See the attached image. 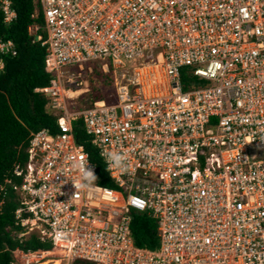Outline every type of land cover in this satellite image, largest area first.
I'll list each match as a JSON object with an SVG mask.
<instances>
[{
  "label": "built area",
  "instance_id": "built-area-1",
  "mask_svg": "<svg viewBox=\"0 0 264 264\" xmlns=\"http://www.w3.org/2000/svg\"><path fill=\"white\" fill-rule=\"evenodd\" d=\"M34 4L27 34L50 76L34 92L57 133L31 132L26 161L4 180L15 225L51 245L23 253V264H264V0ZM15 19L0 0L1 24ZM16 55L0 35V73ZM93 68L110 90L79 107L88 90L69 84ZM78 119L115 189L96 183L73 135ZM111 151L125 155V171L109 168ZM134 214L155 222L154 248L134 244Z\"/></svg>",
  "mask_w": 264,
  "mask_h": 264
},
{
  "label": "trees",
  "instance_id": "trees-1",
  "mask_svg": "<svg viewBox=\"0 0 264 264\" xmlns=\"http://www.w3.org/2000/svg\"><path fill=\"white\" fill-rule=\"evenodd\" d=\"M11 1L16 12L15 21L8 26L0 22V35L11 39L17 49L15 57L5 59V69L0 73V187L4 186L3 193L0 192V264H13L16 250L26 253L51 249V245L40 241L37 234L24 236L26 229L15 225L18 201L11 185L4 184V180L11 177L15 163L26 161L25 150L31 132L47 129L51 134L57 133L56 119L46 109L47 99L34 92L35 88L45 87L50 79L44 71V50L27 34L34 0ZM37 22L41 23V17ZM103 79L100 83L108 86L109 74ZM101 99L102 95L92 93L90 100L92 103ZM72 129L76 143L83 146L89 161L96 166V183L111 187L104 164L85 133L82 121H75ZM14 182L19 183V180ZM131 233L138 247L154 248L158 243L156 224L146 215H133Z\"/></svg>",
  "mask_w": 264,
  "mask_h": 264
},
{
  "label": "rangeland",
  "instance_id": "rangeland-1",
  "mask_svg": "<svg viewBox=\"0 0 264 264\" xmlns=\"http://www.w3.org/2000/svg\"><path fill=\"white\" fill-rule=\"evenodd\" d=\"M110 65V64H109ZM185 73L189 74L191 73L190 69H184ZM97 69L93 68L92 72L90 73L87 69H84L83 71L79 72L78 70H75V79L77 81H80L79 84L75 85V83L69 84L72 91H80L87 89V93H83V91H80L82 93H78L76 96V102L78 103L79 107H87L90 105L91 102V96L92 93L98 94V95H106V93L109 92L110 88L103 86L100 82L101 77H99ZM78 73L81 75L78 76ZM100 74V73H99ZM109 86V85H108ZM110 189H115L113 186L110 187ZM30 232H33L34 234H37L36 231L26 230V232L23 234L24 236L28 235ZM32 233V234H33ZM14 262L13 264H23L24 263V254L19 251V253L14 252Z\"/></svg>",
  "mask_w": 264,
  "mask_h": 264
},
{
  "label": "clouds",
  "instance_id": "clouds-1",
  "mask_svg": "<svg viewBox=\"0 0 264 264\" xmlns=\"http://www.w3.org/2000/svg\"><path fill=\"white\" fill-rule=\"evenodd\" d=\"M2 68H3V64H2V62H0V70H2ZM104 158H105V161L108 164L109 168H111V169H115V170H118L120 172H123L127 168L126 157L124 154H122L120 152L111 151V152L105 153ZM86 164L87 163H85V162H81L79 165H77V167L79 169L81 179L83 181H86L87 184H91L96 180V176L94 175V173L91 169L85 167ZM81 186L82 187L86 186V184H82ZM16 251H19V250H16ZM16 251H14V252H16Z\"/></svg>",
  "mask_w": 264,
  "mask_h": 264
},
{
  "label": "bare ground",
  "instance_id": "bare-ground-1",
  "mask_svg": "<svg viewBox=\"0 0 264 264\" xmlns=\"http://www.w3.org/2000/svg\"><path fill=\"white\" fill-rule=\"evenodd\" d=\"M74 95H75V94H72V96H74ZM54 264H58V262H57V261H55V262H54Z\"/></svg>",
  "mask_w": 264,
  "mask_h": 264
},
{
  "label": "crops",
  "instance_id": "crops-1",
  "mask_svg": "<svg viewBox=\"0 0 264 264\" xmlns=\"http://www.w3.org/2000/svg\"><path fill=\"white\" fill-rule=\"evenodd\" d=\"M16 253H19V251H16Z\"/></svg>",
  "mask_w": 264,
  "mask_h": 264
}]
</instances>
